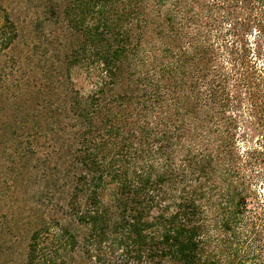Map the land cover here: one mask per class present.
I'll return each mask as SVG.
<instances>
[{
    "label": "trees",
    "instance_id": "trees-1",
    "mask_svg": "<svg viewBox=\"0 0 264 264\" xmlns=\"http://www.w3.org/2000/svg\"><path fill=\"white\" fill-rule=\"evenodd\" d=\"M36 2L0 23L11 264H264V0Z\"/></svg>",
    "mask_w": 264,
    "mask_h": 264
},
{
    "label": "rangeland",
    "instance_id": "rangeland-1",
    "mask_svg": "<svg viewBox=\"0 0 264 264\" xmlns=\"http://www.w3.org/2000/svg\"><path fill=\"white\" fill-rule=\"evenodd\" d=\"M37 8L36 0H0V23L2 19V12L7 11L9 13H20L22 18L28 19L30 17L35 16V10ZM18 10H21L18 12ZM74 79H76L77 83L81 85L83 83V78L80 75H74ZM2 111V110H1ZM3 112V111H2ZM3 120V116H1L0 112V121ZM6 160H4L3 156L0 154V184L2 183L3 190L0 191V252L4 251L6 253H12L10 255H6L5 257L0 256V264L5 258L8 264H11L12 257L15 256L16 252H19L23 248V240L20 243L17 238H24L26 235L25 231H20L19 229H11V225L14 221L18 219H25L28 217V210H26L29 203L25 205L26 208L22 211H18L15 207V202H13L15 189L13 182L9 179V170L8 165L5 164ZM34 163H29L28 167L33 168ZM25 167V164H24ZM27 172V171H26ZM259 192L264 195V186H260L258 188ZM29 199V197H28ZM30 220L29 218H26ZM113 264V263H112Z\"/></svg>",
    "mask_w": 264,
    "mask_h": 264
}]
</instances>
